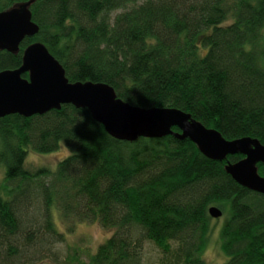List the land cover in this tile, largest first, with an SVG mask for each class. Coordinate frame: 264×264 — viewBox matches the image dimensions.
I'll return each mask as SVG.
<instances>
[{"label":"trees","instance_id":"16d2710c","mask_svg":"<svg viewBox=\"0 0 264 264\" xmlns=\"http://www.w3.org/2000/svg\"><path fill=\"white\" fill-rule=\"evenodd\" d=\"M27 0H0V11ZM38 31L15 52L0 49V72L18 68L41 43L70 82H100L140 108H175L225 139L264 145V0H34ZM27 77V74H23ZM173 131L179 132L173 127ZM70 153L53 171L26 167L28 152ZM172 134L132 141L110 136L85 108L61 104L44 114L0 117V264L57 258L55 246L78 222L108 237L79 261L62 264H206L207 210L224 216L223 264H264V195ZM264 176V163H258ZM65 224L58 231L52 210Z\"/></svg>","mask_w":264,"mask_h":264},{"label":"water","instance_id":"95a60500","mask_svg":"<svg viewBox=\"0 0 264 264\" xmlns=\"http://www.w3.org/2000/svg\"><path fill=\"white\" fill-rule=\"evenodd\" d=\"M33 1L0 11V49L15 52L24 38L37 33L38 26L28 8ZM61 104L87 109L110 136L119 140L172 134L188 138L203 155L213 160L239 154L242 158L238 161H226L225 171L239 185L264 195V176L258 174L257 168L258 163H264V145L257 139L228 140L178 109L131 106L105 83L70 82L61 64L38 42L25 48L18 68L0 72V117L44 114L59 109ZM173 127L179 132L173 131ZM207 212L214 219L222 216L217 206L209 207Z\"/></svg>","mask_w":264,"mask_h":264},{"label":"rangeland","instance_id":"374dc122","mask_svg":"<svg viewBox=\"0 0 264 264\" xmlns=\"http://www.w3.org/2000/svg\"><path fill=\"white\" fill-rule=\"evenodd\" d=\"M69 153L70 151L63 141L60 142L57 150L49 154H37L30 151L27 154L26 167L30 170H34L38 167L45 166L49 170L53 171L56 164ZM1 181L2 169L0 167V182ZM52 215L57 230L64 232L65 224L60 221L58 217V210H52ZM223 219L224 216L216 219L212 218V231L208 237L207 245L203 252V259L206 264H223L225 261V256L219 248V230L223 223ZM109 233V230L102 228L96 222H78L75 224L70 233H66V240L55 246L57 258L60 261H54V257L51 256L33 264H62L70 252L69 248L71 247H75L77 249L79 261L86 263L87 256L95 251L96 247L108 237ZM144 256L146 264H156V260L160 256V252L152 244L145 243Z\"/></svg>","mask_w":264,"mask_h":264}]
</instances>
